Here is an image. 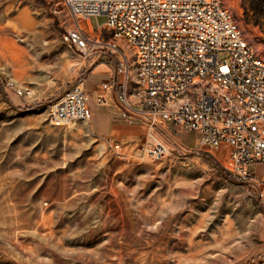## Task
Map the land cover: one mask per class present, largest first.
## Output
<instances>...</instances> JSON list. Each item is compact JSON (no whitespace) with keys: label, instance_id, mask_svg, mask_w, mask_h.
Returning a JSON list of instances; mask_svg holds the SVG:
<instances>
[{"label":"rangeland","instance_id":"rangeland-1","mask_svg":"<svg viewBox=\"0 0 264 264\" xmlns=\"http://www.w3.org/2000/svg\"><path fill=\"white\" fill-rule=\"evenodd\" d=\"M221 2L264 58V0ZM79 22L92 40L109 39L107 28L96 34L87 19ZM72 26L60 0H0V264H264L258 187L207 152L180 160L174 144L197 147L195 131L169 127L184 144L158 128L170 150L155 160L94 136L86 121L50 123L52 104L86 68H121L105 46L98 57L74 51L63 40ZM125 43L118 42L133 82Z\"/></svg>","mask_w":264,"mask_h":264},{"label":"built area","instance_id":"built-area-1","mask_svg":"<svg viewBox=\"0 0 264 264\" xmlns=\"http://www.w3.org/2000/svg\"><path fill=\"white\" fill-rule=\"evenodd\" d=\"M60 2L73 19L63 40L74 51L84 58L98 57L105 46L119 58L123 79L115 83L121 116L140 120L148 129L142 157L162 160L169 153L154 135L156 127L195 131L197 147L175 143V155L185 161L199 152L209 153L231 175L257 186L264 204V58L244 38L221 0ZM99 16L110 31L106 42L92 40L79 22ZM119 40L133 54L137 82L129 94V64ZM218 53L226 58L218 60ZM97 86L111 89L112 82ZM13 88L18 95H31L29 87ZM106 98L100 95L97 102L105 103ZM89 116L79 81L52 104L49 121L68 126L77 120L87 122Z\"/></svg>","mask_w":264,"mask_h":264},{"label":"crops","instance_id":"crops-1","mask_svg":"<svg viewBox=\"0 0 264 264\" xmlns=\"http://www.w3.org/2000/svg\"><path fill=\"white\" fill-rule=\"evenodd\" d=\"M89 26L92 29L93 33L99 34L97 31L100 27L103 28V23L99 25L94 24V19H89ZM121 41V40H119ZM118 41V42H119ZM124 41V40H123ZM125 43V41H124ZM128 46L127 43H125ZM119 59L118 57H116ZM113 61V59H110ZM135 69V68H134ZM98 75L99 79L95 82H90L86 85V81L92 76ZM123 70L119 68L117 64L112 62H99L95 64L92 68H86L85 71L82 72L81 76V85L87 97V106L89 109V119L87 121V125L89 127L90 132L98 137L107 139L109 142H114L118 146L124 148H133L136 152L140 151L141 147L144 145L146 141V136L148 129L146 125L140 120H129L125 119L121 116L120 109L118 107L119 100L117 97V85L116 79L120 82L123 79ZM104 82H112L111 89L102 90L97 85L99 83ZM137 82L136 71H134L133 75V82H129V73L127 78V93L129 94L133 88L135 87ZM90 94L94 95L95 98V105L96 110L93 111V107L91 105V98ZM103 95L106 98L105 103H98L97 98ZM169 125L164 126V129H168L169 132ZM160 127H156L153 129V133L155 135L159 134ZM174 129L173 127H171ZM178 129L179 133L185 134L187 131H184L180 128ZM161 135V134H159ZM172 138L175 141H180L186 144L183 140L176 137L174 134L170 133ZM158 136V135H157ZM197 144V143H196ZM195 144V145H196ZM194 145V146H195Z\"/></svg>","mask_w":264,"mask_h":264},{"label":"bare ground","instance_id":"bare-ground-1","mask_svg":"<svg viewBox=\"0 0 264 264\" xmlns=\"http://www.w3.org/2000/svg\"><path fill=\"white\" fill-rule=\"evenodd\" d=\"M17 18H19L20 16H22V18L20 17V21H21V19H24L23 17L24 16H26V15H28L27 14V9L24 7V9H22V10H20L17 14ZM23 21V20H22ZM3 32V31H2ZM120 259V258H119Z\"/></svg>","mask_w":264,"mask_h":264}]
</instances>
